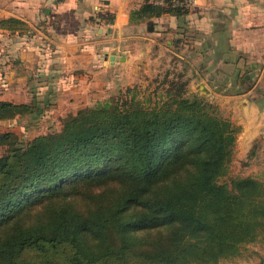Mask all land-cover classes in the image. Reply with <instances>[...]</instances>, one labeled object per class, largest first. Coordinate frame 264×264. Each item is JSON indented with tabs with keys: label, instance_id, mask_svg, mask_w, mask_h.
<instances>
[{
	"label": "trees",
	"instance_id": "obj_1",
	"mask_svg": "<svg viewBox=\"0 0 264 264\" xmlns=\"http://www.w3.org/2000/svg\"><path fill=\"white\" fill-rule=\"evenodd\" d=\"M190 10L145 0L130 21ZM187 84L154 102L128 87L24 144L0 132V264H219L264 243V181L229 177L239 128ZM43 112L0 100L3 122Z\"/></svg>",
	"mask_w": 264,
	"mask_h": 264
},
{
	"label": "crops",
	"instance_id": "obj_2",
	"mask_svg": "<svg viewBox=\"0 0 264 264\" xmlns=\"http://www.w3.org/2000/svg\"><path fill=\"white\" fill-rule=\"evenodd\" d=\"M144 1L0 0V20L30 27L0 29V100L42 95L72 109L146 72V61L175 54L192 63L202 93L212 96L210 83L246 86L235 100L243 113L238 144L264 154V0H195L183 18L132 23L131 11ZM251 72L255 77L244 81Z\"/></svg>",
	"mask_w": 264,
	"mask_h": 264
},
{
	"label": "rangeland",
	"instance_id": "obj_3",
	"mask_svg": "<svg viewBox=\"0 0 264 264\" xmlns=\"http://www.w3.org/2000/svg\"><path fill=\"white\" fill-rule=\"evenodd\" d=\"M195 3V0H193ZM187 54V53H186ZM192 53H190L191 55ZM187 58V57H186ZM192 58V57H191ZM189 60H192L189 58ZM192 62V61H191ZM149 64L146 72L139 73L140 75L128 81H122L117 87L105 92L100 99L93 101H80L73 105L70 109L65 101H50L45 100L46 97L38 96L40 105L44 107V112L35 117L28 115L13 121H0V132H14L17 134L19 141L24 144L30 139L40 134L55 132L62 126L63 118L70 110H76L78 106L86 107L104 103L112 96L125 95L128 87L136 88L138 90V97L146 99L152 97L153 102L156 99H163L166 95V90L170 87L171 80H189L187 84V95L199 94L205 96L209 101L217 105L220 113L229 118L239 130L236 138V145L234 149L233 160L230 167V176H255L264 181V154L262 149H257L259 155L250 156L251 150L243 144H238V139L241 132V125L236 121H240L242 117V108L235 101L237 95L246 92V86H241L238 81L232 86H226L222 82L219 84H209L212 91V96L200 89L202 85H197L192 81L193 68L192 63L187 64L184 60H178L173 54H164L158 56L152 61H146ZM191 65V66H190ZM180 74H183L182 76ZM221 79V78H220ZM155 89L156 93L155 94ZM234 97V99L232 98ZM69 108V109H68ZM77 111V110H76ZM255 147V144L254 146ZM252 147V148H253ZM249 150V151H248ZM6 151V146H0V156ZM226 178L225 180H227ZM229 181V180H228ZM219 264H264V243L256 242L251 243L245 247L237 257L222 260Z\"/></svg>",
	"mask_w": 264,
	"mask_h": 264
},
{
	"label": "water",
	"instance_id": "obj_4",
	"mask_svg": "<svg viewBox=\"0 0 264 264\" xmlns=\"http://www.w3.org/2000/svg\"><path fill=\"white\" fill-rule=\"evenodd\" d=\"M256 75V72H251L249 74H246L245 77H244V81L245 80H250L251 78H254Z\"/></svg>",
	"mask_w": 264,
	"mask_h": 264
},
{
	"label": "built area",
	"instance_id": "obj_5",
	"mask_svg": "<svg viewBox=\"0 0 264 264\" xmlns=\"http://www.w3.org/2000/svg\"><path fill=\"white\" fill-rule=\"evenodd\" d=\"M186 1V5L188 7H191L193 4H194V1L193 0H185ZM158 3H162L163 1H157Z\"/></svg>",
	"mask_w": 264,
	"mask_h": 264
}]
</instances>
